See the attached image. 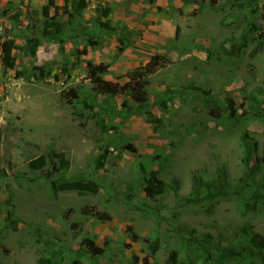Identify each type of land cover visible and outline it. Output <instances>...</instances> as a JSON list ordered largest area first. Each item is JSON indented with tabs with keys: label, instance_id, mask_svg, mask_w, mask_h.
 Segmentation results:
<instances>
[{
	"label": "rangeland",
	"instance_id": "rangeland-1",
	"mask_svg": "<svg viewBox=\"0 0 264 264\" xmlns=\"http://www.w3.org/2000/svg\"><path fill=\"white\" fill-rule=\"evenodd\" d=\"M68 1L55 0L48 21L55 18L61 30L44 37L48 0H0V264H39L46 257L52 264H170L171 251L178 253L176 264H189L187 257L202 264L194 249L207 243L233 247L244 225L263 235L262 208L242 213L235 198H180L189 193L193 173L208 179L223 166L235 184L243 171V133L260 152L264 48L251 55L249 36L234 58L222 53L220 43L243 34L248 22L264 28V0L243 13L235 12L232 0H85L80 15L70 6L75 0ZM106 9L100 21L109 30L96 22ZM31 39L39 41L34 57L24 53ZM5 41L15 47V69L7 72L1 65ZM156 56L166 63L148 77L145 106L128 110L124 95L96 94L86 78L88 61L104 64L105 80L121 86L127 73ZM228 100L232 117L209 113L227 109ZM50 150L70 163L63 179L93 181L98 192H60L52 199L48 182L29 169L31 160ZM152 171L165 183L177 179V195H148L144 182ZM8 197L14 210L9 221ZM85 207L110 220L84 214ZM178 226L184 242L195 237L194 249H182ZM131 233L138 236L134 242ZM86 241L103 247V254H86Z\"/></svg>",
	"mask_w": 264,
	"mask_h": 264
},
{
	"label": "trees",
	"instance_id": "trees-1",
	"mask_svg": "<svg viewBox=\"0 0 264 264\" xmlns=\"http://www.w3.org/2000/svg\"><path fill=\"white\" fill-rule=\"evenodd\" d=\"M212 5L216 4L219 0H209ZM260 0H232L235 12L243 13L246 11L254 10L258 7ZM68 3V0H64ZM55 0H48L47 5L42 8L43 21V33L44 37H57L61 30V24L55 18L48 21L49 10L54 8ZM70 6L73 8L75 14L80 15L81 11L86 7L85 0L71 1ZM264 8V3L261 9ZM108 9L102 12V16L96 19L98 25L104 30H109L110 25L108 22L104 23L100 21L102 17H106ZM261 18L264 20V10H262ZM250 36L253 42V49L251 55H256L264 48V28L257 26L254 22H248L246 30L240 36L236 38H226L220 43V49L222 53L227 57L237 58L241 55L245 48L246 40ZM120 42H122L120 40ZM39 46L38 39H31L28 41L24 48V53L27 56L34 57L36 50ZM13 41H5L1 45V65L4 72L15 69V58L12 54L14 50ZM86 49L81 51V54H85ZM166 61L161 57H153L145 65L135 68L133 71L127 73L125 77L127 82L124 85L119 86L116 83H110L105 80V76L108 74V66L104 64H94L92 62L86 63V78L92 85V89L96 94H104L108 97H114L116 95H124L125 100L123 106L132 110V104L136 106H145L148 103V77L154 74L159 68L164 66ZM17 74L20 75V72ZM71 92V91H70ZM207 94V93H205ZM75 96V95H74ZM256 99V98H254ZM86 107L92 109L93 106L87 101L83 102ZM264 104V99H262ZM232 101L228 100L227 109L217 108L210 109L209 113L218 116L217 111L228 112L230 117L233 116ZM98 113L95 114V116ZM101 128V132L106 131V121L104 117L97 120ZM240 144L242 146V163L243 171L233 184L223 166L217 167L214 170V175L211 178L203 179L201 176H197L193 173L191 176V188L187 195H184L180 199L184 202H197L206 197L208 199H229L235 198L240 203L238 208L242 213L250 210L256 211L259 208L264 210V140L261 144L260 152L258 153V143L255 142L246 133H243L240 137ZM134 151V150H133ZM70 167L68 159L62 152H55L50 150L46 155H41L38 158L29 162V169L39 172L36 179H42L48 182L50 186L51 198H56L60 192H78V193H91L96 194L98 192V185L93 181H69L62 178V174L66 172ZM47 168V169H46ZM54 176H57L53 178ZM4 177L3 173H0V178ZM179 183L177 179H173L170 183H165L159 179L157 172L152 171L149 173L144 182V190L150 196L163 197L166 193H174L177 195ZM7 207V220L9 221L13 215L14 210L11 204V200L8 197L5 201ZM83 213L91 215L99 220H110L109 215L106 213H100L93 207H85ZM11 222V221H10ZM178 236L181 243V247L186 252L189 248L194 249L197 246L195 237L190 238L186 243L180 236L182 234V226H178ZM131 230V227H128ZM192 235V231L188 232ZM131 240L134 242L138 236L135 233L130 234ZM236 243L230 248H221L220 243L212 245L207 243L206 246L197 249L195 258L196 261H201L202 264H223L224 260L230 259L235 261V264H253V260L264 262V234L253 231L251 225H244L238 229ZM151 254L157 250V238L149 246ZM84 252L91 257H97L104 252L103 247H98L93 241H86L84 245ZM217 254V257H212ZM177 251H171L169 253V263L176 264ZM248 260L250 262H248ZM197 261V262H199ZM185 263L191 264V258L187 257ZM39 264H52L51 257H46L44 260H40Z\"/></svg>",
	"mask_w": 264,
	"mask_h": 264
}]
</instances>
